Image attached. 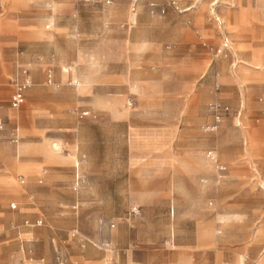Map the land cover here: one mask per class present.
<instances>
[{
    "label": "rangeland",
    "instance_id": "1",
    "mask_svg": "<svg viewBox=\"0 0 264 264\" xmlns=\"http://www.w3.org/2000/svg\"><path fill=\"white\" fill-rule=\"evenodd\" d=\"M32 17L0 31V264H264V0H0Z\"/></svg>",
    "mask_w": 264,
    "mask_h": 264
},
{
    "label": "crops",
    "instance_id": "2",
    "mask_svg": "<svg viewBox=\"0 0 264 264\" xmlns=\"http://www.w3.org/2000/svg\"><path fill=\"white\" fill-rule=\"evenodd\" d=\"M180 3H185V0H180ZM209 11L206 9V12L203 11V8H195V10H192L191 12L183 15L184 18H188L190 21L189 25H183L181 24V21H176L177 23L172 25V23L168 22L165 26L167 29L171 30L174 33L181 34V37H192L193 36V29H199V31H205L203 25L207 22ZM15 26H9V24L0 22V31H2L3 34H6V36L10 35L17 38V40H20L28 45L32 44H40L43 41H47V33L43 32L42 28V19L39 17H32V18H21L18 22L14 23ZM28 47L26 49V52L31 53V49ZM26 52L23 55L22 60L24 62H27L29 60L28 55ZM23 63V62H22ZM25 64V63H23ZM39 67H35L33 69H37ZM216 101V100H214ZM212 101V102H214ZM6 115L8 114V111H5ZM6 148L9 149L7 146H0V159H1V149ZM9 155L10 159L8 161L10 162H4L6 169L10 171L16 170L14 168L13 157L11 155V150L9 149ZM55 160V159H54ZM53 160V161H54ZM2 161V159H1ZM21 169H28L26 167H19L17 170ZM34 169V168H33Z\"/></svg>",
    "mask_w": 264,
    "mask_h": 264
},
{
    "label": "built area",
    "instance_id": "3",
    "mask_svg": "<svg viewBox=\"0 0 264 264\" xmlns=\"http://www.w3.org/2000/svg\"><path fill=\"white\" fill-rule=\"evenodd\" d=\"M82 2H86V3H91L95 0H79ZM48 82H52V75L51 72H49L48 74ZM29 85V80H24L23 82H20L16 85V89L14 94L12 95V106L13 107H18L24 100V91L27 88V86ZM210 111L212 113L213 116V124L211 125V128H216L218 123L222 120V117L224 114H226L229 110V107L226 104H223L221 101H214L211 102L209 105ZM84 115H86L87 113H82ZM207 157L212 158L213 157V152L212 150H208L206 152ZM221 170H224V166L220 167ZM13 207H15L14 205H12ZM37 224H40L41 221L37 220L36 221Z\"/></svg>",
    "mask_w": 264,
    "mask_h": 264
}]
</instances>
